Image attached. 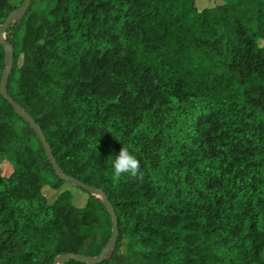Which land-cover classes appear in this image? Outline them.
Masks as SVG:
<instances>
[{
  "label": "trees",
  "instance_id": "obj_1",
  "mask_svg": "<svg viewBox=\"0 0 264 264\" xmlns=\"http://www.w3.org/2000/svg\"><path fill=\"white\" fill-rule=\"evenodd\" d=\"M216 1L32 0L6 33L9 94L61 171L117 213L98 264H264V0ZM15 9L0 0V27ZM5 67L0 43V84ZM123 146L142 176L113 174ZM112 229L102 197L57 176L0 93V264L99 256Z\"/></svg>",
  "mask_w": 264,
  "mask_h": 264
},
{
  "label": "water",
  "instance_id": "obj_2",
  "mask_svg": "<svg viewBox=\"0 0 264 264\" xmlns=\"http://www.w3.org/2000/svg\"><path fill=\"white\" fill-rule=\"evenodd\" d=\"M32 0H24L23 5L20 8L15 9L7 18L5 23L0 27V43L5 49L6 54V67L2 75L1 84H0V93L1 95L8 101V103L14 108L15 113L22 117L27 123L31 125V127L37 132L38 137L48 154L51 164L57 174L62 179L69 181L71 184L83 189L84 191L88 192L92 195H97L98 197H102L103 203L108 210L110 216L113 219V229L110 241L106 245V247L102 250L99 256L91 257L87 255L81 254H73V253H66L61 255L58 258V264H66L70 260H77L80 262L88 263V264H98L105 260L107 255L109 254L108 251L112 250L118 243L120 232H119V222L117 213L110 202L107 195L93 186L83 183L80 180L72 176H68L61 171L59 164L57 163L55 156L53 155V151L51 146L49 145L47 138L38 125L36 120L23 108H21L17 102L12 98V96L8 92V78L12 72L13 62H14V48L10 45L7 40V31L9 30L10 26L20 17L24 16L28 13L29 8L31 7Z\"/></svg>",
  "mask_w": 264,
  "mask_h": 264
},
{
  "label": "rangeland",
  "instance_id": "obj_3",
  "mask_svg": "<svg viewBox=\"0 0 264 264\" xmlns=\"http://www.w3.org/2000/svg\"><path fill=\"white\" fill-rule=\"evenodd\" d=\"M216 3H218L216 0H197V5L199 9H203L208 6H214ZM9 5L10 7H15L17 9L20 8L23 5V3L20 0H9ZM36 7L42 8V5L40 4L39 0H36ZM20 125L21 123L18 124V126ZM32 145L33 147L36 148L37 146L36 141H32ZM1 168L3 175L7 177L10 176L14 171L13 165L9 162H5L1 166ZM65 188L72 190L74 194V202L77 207H83L86 204V201L88 199L87 193L79 190L78 188L72 185H67ZM44 194L48 198L49 202L52 203L57 198L59 192L47 187L44 189ZM107 238H108V233H103L102 235H100L98 242L88 241L86 244V250L91 253H96L98 251L100 243H104L107 240ZM110 252L111 250L108 251V253Z\"/></svg>",
  "mask_w": 264,
  "mask_h": 264
},
{
  "label": "clouds",
  "instance_id": "obj_4",
  "mask_svg": "<svg viewBox=\"0 0 264 264\" xmlns=\"http://www.w3.org/2000/svg\"><path fill=\"white\" fill-rule=\"evenodd\" d=\"M115 159L112 162V171L116 176H142L141 162L137 156L123 146L119 153L114 155Z\"/></svg>",
  "mask_w": 264,
  "mask_h": 264
}]
</instances>
